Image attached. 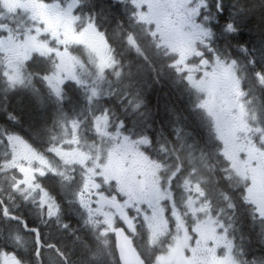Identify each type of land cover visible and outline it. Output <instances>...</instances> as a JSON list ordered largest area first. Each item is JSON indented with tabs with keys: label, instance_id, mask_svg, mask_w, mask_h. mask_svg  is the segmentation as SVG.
Instances as JSON below:
<instances>
[{
	"label": "flooded vegetation",
	"instance_id": "af4514ba",
	"mask_svg": "<svg viewBox=\"0 0 264 264\" xmlns=\"http://www.w3.org/2000/svg\"><path fill=\"white\" fill-rule=\"evenodd\" d=\"M36 1L56 5L43 14L47 36L35 39L29 13L0 2V264H64L74 242L79 264H126L123 242L143 264H198L194 247L213 220L225 250L246 264L238 222H249L250 240L264 237V34L254 35L231 0ZM166 37L185 48L180 58ZM142 49L173 55L186 88L184 124L151 128L155 106L142 99L163 94L164 83L133 75L137 58L124 55ZM13 61L21 81L10 85ZM212 95L222 112L233 106L236 122L222 134L232 131L237 151L226 150ZM24 99L41 114L31 133L19 132L15 117ZM107 146L127 168L123 190L102 174Z\"/></svg>",
	"mask_w": 264,
	"mask_h": 264
},
{
	"label": "trees",
	"instance_id": "16d2710c",
	"mask_svg": "<svg viewBox=\"0 0 264 264\" xmlns=\"http://www.w3.org/2000/svg\"><path fill=\"white\" fill-rule=\"evenodd\" d=\"M227 6L232 11H238L237 16L241 18L249 19L251 22L249 24L250 29L253 31L254 35L264 34V1L261 0H231ZM263 10V11H261ZM248 11V13H246ZM245 16V17H244ZM253 28V29H252ZM125 57L137 58L134 62L131 63L130 69H132L133 75H137L139 78L143 76L144 80L149 82L159 81L162 85L164 83V93L161 94L157 90L156 94H153L151 100L146 101L142 99L146 105L155 106V110H152L151 121L155 122L151 128L162 126L163 124L168 125L170 128H175L176 124L181 121V123L186 122V116L189 114L185 112V107L188 104L186 101L187 95L183 94L185 86L179 81L177 73L174 68L171 66V61L174 59L172 54L167 53L164 50H150L142 49L137 53L131 50L125 51ZM123 55V56H124ZM140 58V59H138ZM173 58V59H172ZM172 59V60H171ZM171 60V61H170ZM151 76V77H146ZM142 78V79H143ZM136 80V79H135ZM165 81V82H164ZM157 89L159 87L157 86ZM22 93L21 91H15L14 95ZM181 93L183 95H181ZM14 100V99H13ZM17 114L15 115L17 121L23 123V129H18L22 133H31V128L35 129L36 123H39L41 120V114L36 111V107L33 104L32 100L24 99L22 101L16 102ZM189 118V117H188ZM190 120V118H189ZM143 123V122H142ZM165 125V126H166ZM142 128L144 125H141ZM168 126L166 128L168 129ZM152 131H154L152 129ZM42 148V146H41ZM222 180L215 176V187L218 188ZM219 193L216 190V196L220 198L224 197L223 191L218 189ZM240 211L243 210L242 207H239ZM248 221L238 222V227L244 228L243 238L241 241L242 250H245L247 256H242V260H246V264H264V237L263 240L257 239L256 241L250 240L247 236L246 225L249 226ZM72 245V252L70 257L65 253L64 255V264H79V249L80 243L74 242ZM83 245V243H82ZM89 245L85 250H87V257L89 260H95L92 256ZM257 250L256 254L250 258V252ZM61 251H63L61 249ZM64 252V251H63ZM257 257V259L255 258ZM244 257V258H243ZM55 264H63L62 260L55 259ZM89 264V262L87 263Z\"/></svg>",
	"mask_w": 264,
	"mask_h": 264
},
{
	"label": "rangeland",
	"instance_id": "374dc122",
	"mask_svg": "<svg viewBox=\"0 0 264 264\" xmlns=\"http://www.w3.org/2000/svg\"><path fill=\"white\" fill-rule=\"evenodd\" d=\"M0 2L3 3V5L10 12L15 13V11L20 9L24 12L29 13V20L31 22L30 28H32L34 25H37L35 27L37 34L36 36H30L31 39H35L37 36H43V37L47 36V31L49 32V29L47 27L46 29H41L43 27L42 24L44 23V19H45L44 16L46 12L50 8L54 7L56 4L48 8V6H46L47 2L45 3V2L36 1V0H0ZM166 4L170 5V1H167ZM185 10L187 9L184 8V11ZM56 15L58 17H61L62 16L61 10L58 9ZM181 33L182 31L180 30V28L176 29L175 31L176 37H178V35H180ZM165 40H164V43L166 42L167 46L169 47V50L175 51L177 53V56H179V58L182 55V52L183 53L186 52L184 47L182 48L180 47L182 45L178 43V40H176L177 43L175 44L177 46L175 47L169 42V40H172V39L166 37ZM2 44L4 46L3 42ZM102 48L105 49L104 44L102 45ZM55 57L56 59L59 60L58 70H60L64 67V63L66 64V61H65L66 54L64 53V51L58 50L57 52H55ZM97 57L100 58L99 63H98L99 67H103L104 62L107 63L106 56H103L102 53L98 51ZM176 65H178V62L174 64V67ZM17 67L18 65L15 63V61L10 62L9 68H14L15 70L14 74L9 76L8 78L10 85H14L17 82L21 81V73L18 71ZM177 70L179 71L181 70V68L180 69L177 68ZM214 83H216V81H214ZM201 85H204V84L202 83ZM211 93H213V91H211ZM215 93H216V90L214 91V95ZM210 105H211L212 111L210 110ZM210 105L208 107L209 111L214 117V121L216 122V126L218 127L220 136L224 138L225 140L224 143H225L226 150L227 151L228 150L237 151L238 148L234 144L235 142L233 141V136L231 134L232 131L228 132L229 137L227 138V140L225 136L222 134L223 129L231 130L230 128L232 127L233 122H236V119L234 117H230V113L232 111L233 106L228 105L227 107H225L226 111L222 112V110L215 103L213 95L210 97ZM108 148H111V150L107 153L108 155H106V160H104L102 164V174L108 177V179H111L109 177H113L115 180H120L119 185L122 187V190H123V188L127 185V182L125 181V178L123 176L125 175L123 168L126 170L127 168L125 166L124 167L121 166L123 162L122 161L123 158L120 159L116 155V148L118 147L111 146ZM237 161H238V157L234 158V164H236ZM132 164L134 163H131V165ZM136 169H138V166ZM132 185L134 188H136V186H139L138 183H135ZM137 190L138 189H135V191ZM150 223H154V222H150ZM152 227H153V231H155L156 230L155 224ZM219 231H220L219 226H217L216 220H213V222L208 221L203 224L201 231H200V239L197 241L198 246L196 248L194 247V250L198 252V254H196V261L198 262V264H241L240 262L237 261L233 250L231 251L225 250V245L227 243V240L224 237L218 235ZM105 261L106 260H104V262Z\"/></svg>",
	"mask_w": 264,
	"mask_h": 264
},
{
	"label": "water",
	"instance_id": "95a60500",
	"mask_svg": "<svg viewBox=\"0 0 264 264\" xmlns=\"http://www.w3.org/2000/svg\"><path fill=\"white\" fill-rule=\"evenodd\" d=\"M122 251L124 254V261L126 264H143L138 256L131 250L127 242H123Z\"/></svg>",
	"mask_w": 264,
	"mask_h": 264
},
{
	"label": "clouds",
	"instance_id": "9594fccd",
	"mask_svg": "<svg viewBox=\"0 0 264 264\" xmlns=\"http://www.w3.org/2000/svg\"><path fill=\"white\" fill-rule=\"evenodd\" d=\"M113 70L116 71L117 73L119 72V62H117V64L114 65Z\"/></svg>",
	"mask_w": 264,
	"mask_h": 264
},
{
	"label": "snow or ice",
	"instance_id": "6c2138e0",
	"mask_svg": "<svg viewBox=\"0 0 264 264\" xmlns=\"http://www.w3.org/2000/svg\"><path fill=\"white\" fill-rule=\"evenodd\" d=\"M262 215H264V213H262Z\"/></svg>",
	"mask_w": 264,
	"mask_h": 264
}]
</instances>
